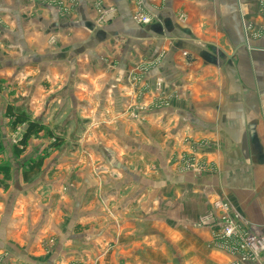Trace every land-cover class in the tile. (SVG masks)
Returning a JSON list of instances; mask_svg holds the SVG:
<instances>
[{
    "label": "crops",
    "instance_id": "crops-1",
    "mask_svg": "<svg viewBox=\"0 0 264 264\" xmlns=\"http://www.w3.org/2000/svg\"><path fill=\"white\" fill-rule=\"evenodd\" d=\"M258 2L0 0V61H10L16 92L7 105L24 102L34 114L69 98L70 109L117 111L133 95L135 79L127 74L135 68L137 98L144 108L152 104L138 129L152 130L160 151L193 146L205 162L193 188L183 184L192 175L171 165L169 187L154 190L163 218L155 216L151 235L139 228L114 232V220L98 217L96 172H81L93 187L79 186L78 194L93 198L72 207L56 201L61 191L50 192L49 180L23 186L16 172L12 188L0 186V264H174L177 256L184 264H237L236 255L210 244L212 229L191 227L214 198L228 203L248 233L264 239V31L258 37L264 23ZM137 12L152 23L136 24ZM101 13L107 16L100 21ZM37 98L45 99L43 106ZM138 188L134 204L141 209L145 189ZM198 194L206 195L205 203ZM75 209L94 214L68 216ZM142 214L126 222L143 228ZM249 264H264V254Z\"/></svg>",
    "mask_w": 264,
    "mask_h": 264
},
{
    "label": "rangeland",
    "instance_id": "rangeland-1",
    "mask_svg": "<svg viewBox=\"0 0 264 264\" xmlns=\"http://www.w3.org/2000/svg\"><path fill=\"white\" fill-rule=\"evenodd\" d=\"M13 75L10 71V61H0V170L8 168L9 175L7 179L5 175L0 174L1 188H12L16 172H20L22 177L30 163L42 160L40 172L30 182H23V186H42L41 180L43 182L49 180L50 192L61 191L56 201L66 199L67 205L72 207V204L80 203V201L85 204L93 198V195H90L84 201L85 196L80 197L78 194L79 186H85L88 189L90 186L93 187L88 176L89 181L86 177H80L81 172L90 170L92 174L96 172L97 175L98 217L100 219L109 217L114 220V232L127 233L128 230L139 228L141 233L151 235L155 231L153 227L155 216L157 219L163 218V205L160 204L154 190L169 187L171 165L180 174L192 175L191 179L187 180L188 182L183 180L184 185L189 188L200 185L195 178H201L205 173V162L199 159L195 147L190 146L189 150H180L176 153L169 147H161V152L154 145L153 131L138 129V125H143L144 121L149 118L147 116L151 114H145L143 111H150L152 104L144 108V104L137 98L139 82L136 77L139 73L135 68L129 75L127 74L130 76L129 79H135L133 95L129 100L127 99L128 101L126 100L127 102L124 101L123 108L117 111L113 107L109 109V107L100 108L99 106L98 108L84 106L86 110L81 107L70 109L71 100L69 98L60 99L59 103L54 101L48 110L44 107L34 114L24 102L20 108L13 104L14 109L26 110L32 121L40 122L45 128L43 133L28 141L26 150L20 157H15L13 148L20 141L24 128L17 127L12 131L9 127L10 122L4 117V106L10 103L11 97H14L16 93L12 80ZM38 78H40L39 85H41V75ZM37 99L43 106L45 99ZM97 100L101 101L100 98L95 99L96 104ZM115 100L109 99L108 102L112 101L110 104H113ZM153 120L150 116L149 121ZM126 127L130 129V136L127 138L124 136ZM45 169L50 171L47 179V173H42ZM144 175L145 178L142 177ZM80 182H82L81 185ZM138 186L145 189L144 195L140 197L144 203V207L140 206L141 209H136L137 202L134 204V197L137 196L135 194L139 191ZM107 195L109 198H106ZM198 196L201 197L199 204L205 203L203 197L206 195L198 194ZM183 198L186 196L183 195ZM106 199L108 201H105ZM218 199L214 198L210 203ZM179 201L183 203L180 198ZM199 204L193 203V208L201 211ZM66 210L68 211V206ZM137 212H143L140 215V218H144L142 221H145L143 228L138 227L137 224L134 225L135 222L131 220L126 222V219L138 218ZM81 213L86 214L87 217L94 214L90 209L83 212L75 209L70 210L68 216L73 214L76 217ZM200 213L194 221L196 226L191 227L210 229L197 225L204 215V212ZM172 259L174 264H184V260L178 256Z\"/></svg>",
    "mask_w": 264,
    "mask_h": 264
},
{
    "label": "built area",
    "instance_id": "built-area-1",
    "mask_svg": "<svg viewBox=\"0 0 264 264\" xmlns=\"http://www.w3.org/2000/svg\"><path fill=\"white\" fill-rule=\"evenodd\" d=\"M258 10L264 23V0H259ZM107 14L101 13L100 21L104 20ZM133 20L140 26L152 23L153 18L143 12H137ZM264 31L260 30L258 37ZM250 27L245 28L246 33ZM200 227L210 228L213 231L211 244L214 248L236 255L237 264H249L260 260L264 254V239L260 236L248 233V226L234 214L231 207L225 201L218 199L209 204L208 210L199 219L197 224Z\"/></svg>",
    "mask_w": 264,
    "mask_h": 264
},
{
    "label": "trees",
    "instance_id": "trees-1",
    "mask_svg": "<svg viewBox=\"0 0 264 264\" xmlns=\"http://www.w3.org/2000/svg\"><path fill=\"white\" fill-rule=\"evenodd\" d=\"M4 117L10 122L9 127L12 131L17 127L24 128L20 141L13 148V155L15 157H20L25 152L28 141L44 132V125L38 121H32L28 114L24 111L14 109L12 105L6 106ZM41 167L42 160L30 163L26 171L22 174L23 182H30V180L40 172ZM0 174L5 175V178L8 179V168L0 170Z\"/></svg>",
    "mask_w": 264,
    "mask_h": 264
}]
</instances>
